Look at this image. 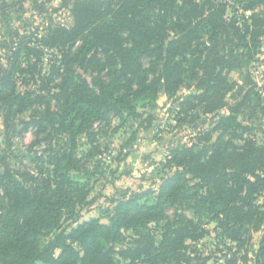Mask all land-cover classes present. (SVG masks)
Wrapping results in <instances>:
<instances>
[{
    "label": "trees",
    "instance_id": "1",
    "mask_svg": "<svg viewBox=\"0 0 264 264\" xmlns=\"http://www.w3.org/2000/svg\"><path fill=\"white\" fill-rule=\"evenodd\" d=\"M51 1L34 6L46 12ZM58 1L55 11L67 10L70 22L41 37L15 31V48L0 66L6 136L33 126L35 143H45L36 176L15 166L9 145L0 151V264H185L186 241L203 236L198 215L244 244L264 221V202L256 203L264 199V144L245 137L251 129L237 118L250 90L199 137L201 146L171 151L165 166L182 170L166 176L153 203L140 201L151 191L133 193L108 223H78L77 206L94 198L72 173L102 175L87 166L94 147L79 150L80 137L96 136L125 113L135 117L138 106L155 108L161 92L172 98L195 84L198 93L178 97L179 113L227 107L236 85L229 75L259 53L264 0ZM259 251L264 264V238Z\"/></svg>",
    "mask_w": 264,
    "mask_h": 264
},
{
    "label": "rangeland",
    "instance_id": "2",
    "mask_svg": "<svg viewBox=\"0 0 264 264\" xmlns=\"http://www.w3.org/2000/svg\"><path fill=\"white\" fill-rule=\"evenodd\" d=\"M35 1L40 3L45 0H0V66L6 64V57L15 48L10 44L15 31L20 36L37 34L41 37L49 26L70 22L67 10L55 11L59 6L58 0L47 2L46 12L36 9ZM15 42L17 43L16 39ZM45 53L43 72L47 71L50 59L49 52ZM255 57L245 70L235 71L229 75V81L236 85L226 96L227 107L220 108L214 113H207L199 106L186 114L179 113L178 103L182 99L178 100V97L185 98L189 94L198 93L195 84H192L190 89H182L177 93L175 96L177 100L161 92L155 108L149 110L138 106L135 117L125 113L121 119L113 118L102 123L96 136L87 138L82 135L79 139V150L94 147L87 166L91 168L94 165L102 175L72 173L81 184L88 183L87 200L94 198L90 205L77 206V222L97 218L102 223H108L114 215L117 202L133 193L151 191L140 201L153 203L154 196L160 190L166 176L176 170H182L177 166L171 168L165 166L166 160L171 157V151L182 146H201L199 137L214 127L220 115L227 114L230 107L243 97L245 99L244 95L249 90L251 93L246 97L237 118L242 125H248L251 129L245 133V137H252L257 143L264 144V35L261 37L259 53ZM86 77L90 80L88 75ZM237 86L243 87L239 94H236ZM24 87L19 85L20 89ZM19 128L22 126L17 124V129ZM98 128L99 126H96V129ZM34 133V127L30 126L24 133H10L7 137L0 113V151L9 145L15 166L19 169L25 168L36 176L35 171L40 164L38 157L43 155L45 143L36 144ZM217 136V133H213V141ZM84 160L82 157V161ZM263 202V197L256 200L260 205ZM167 214L172 217V208L167 210ZM194 222L203 231V236L196 241H186L189 260L185 264L262 263L263 256L259 249L264 238V221L258 229L251 227L247 231L245 242L241 246L227 238L226 232L219 228L218 223L210 216L198 215ZM126 235L132 236V233L129 231ZM49 237L43 236V242ZM117 259L119 264L128 263Z\"/></svg>",
    "mask_w": 264,
    "mask_h": 264
}]
</instances>
